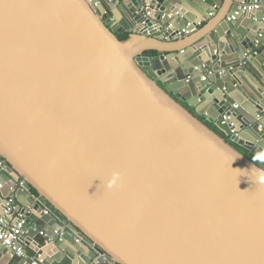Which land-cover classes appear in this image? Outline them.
Segmentation results:
<instances>
[{"label":"water","instance_id":"1","mask_svg":"<svg viewBox=\"0 0 264 264\" xmlns=\"http://www.w3.org/2000/svg\"><path fill=\"white\" fill-rule=\"evenodd\" d=\"M261 156L264 0H0V264H264Z\"/></svg>","mask_w":264,"mask_h":264},{"label":"built area","instance_id":"2","mask_svg":"<svg viewBox=\"0 0 264 264\" xmlns=\"http://www.w3.org/2000/svg\"><path fill=\"white\" fill-rule=\"evenodd\" d=\"M91 2H93V0H90ZM262 5L260 3L255 2L253 4L252 7H250V10L252 8L254 9H260ZM95 8H97V4L95 5ZM150 15V13L146 14V17H148ZM213 14H209L208 15V19L212 18ZM207 19H203L201 21H199L196 24L195 29H198L200 27L203 26L204 22ZM186 34H188V32H185ZM4 161L0 158V174L1 172L4 171ZM10 207H9V211L6 213V215L4 217L0 218V243L2 244V246L7 247V248H13L15 245L16 240L19 237L20 234V230L22 229L23 225L26 223L27 219L25 217V213H21L18 215V220L16 223H13V219L12 216L10 215V212L13 209V206L15 205V201L12 199L10 200ZM11 221V222H9Z\"/></svg>","mask_w":264,"mask_h":264},{"label":"clouds","instance_id":"3","mask_svg":"<svg viewBox=\"0 0 264 264\" xmlns=\"http://www.w3.org/2000/svg\"><path fill=\"white\" fill-rule=\"evenodd\" d=\"M260 159L264 160V156H261ZM252 174L255 176L256 180L259 183L264 184V171L259 169H254L252 171ZM118 177H119V173H114L112 179L108 181V187H113L116 184Z\"/></svg>","mask_w":264,"mask_h":264},{"label":"trees","instance_id":"4","mask_svg":"<svg viewBox=\"0 0 264 264\" xmlns=\"http://www.w3.org/2000/svg\"><path fill=\"white\" fill-rule=\"evenodd\" d=\"M128 36H129V34H128V33H125V34L119 35V38H120L121 40H126V39L128 38ZM146 55L148 56L149 53L146 54ZM33 193H34L35 195H37V193H36L35 190H33Z\"/></svg>","mask_w":264,"mask_h":264},{"label":"crops","instance_id":"5","mask_svg":"<svg viewBox=\"0 0 264 264\" xmlns=\"http://www.w3.org/2000/svg\"><path fill=\"white\" fill-rule=\"evenodd\" d=\"M212 18H213V17H212ZM212 18H209V19H212ZM209 19H207V20L204 22V24H203L202 27H204V26L207 24V22L209 21Z\"/></svg>","mask_w":264,"mask_h":264}]
</instances>
